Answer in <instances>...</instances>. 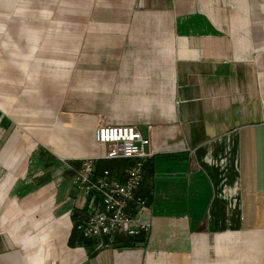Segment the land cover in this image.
<instances>
[{
	"label": "crops",
	"instance_id": "1",
	"mask_svg": "<svg viewBox=\"0 0 264 264\" xmlns=\"http://www.w3.org/2000/svg\"><path fill=\"white\" fill-rule=\"evenodd\" d=\"M125 122L153 226L98 247L71 176L124 179L93 133ZM263 223L264 0H0V264H225L219 227Z\"/></svg>",
	"mask_w": 264,
	"mask_h": 264
},
{
	"label": "built area",
	"instance_id": "2",
	"mask_svg": "<svg viewBox=\"0 0 264 264\" xmlns=\"http://www.w3.org/2000/svg\"><path fill=\"white\" fill-rule=\"evenodd\" d=\"M94 139L106 144L101 154L106 158H132L124 179L114 176L109 168L97 173L95 159L86 155L71 176L77 189L87 195V215L75 227L85 236L96 239L97 246L109 245L106 239L114 231L148 235L152 229L146 197L137 193L142 183L144 160L154 152L151 138L135 123H103L94 128ZM132 203V204H131Z\"/></svg>",
	"mask_w": 264,
	"mask_h": 264
},
{
	"label": "rangeland",
	"instance_id": "3",
	"mask_svg": "<svg viewBox=\"0 0 264 264\" xmlns=\"http://www.w3.org/2000/svg\"><path fill=\"white\" fill-rule=\"evenodd\" d=\"M46 38H51L53 40V36H56V29L53 27L52 21H46ZM56 47H60L61 45H54ZM51 45H47V52L50 49ZM69 44H63L61 49L63 51H68ZM53 52V51H50ZM67 61L63 62V68L65 71V75L67 72ZM52 61L48 62V67ZM70 71V70H69ZM50 73V72H49ZM67 77L65 76L64 79ZM219 232H222L224 237L223 241L219 243V248L221 250H226L229 252L228 256L230 258L218 259L220 262L224 260L225 264H264V223L260 225H241L236 224L227 230L226 227H219ZM226 233H229L228 236ZM227 256V257H228ZM224 264V263H220Z\"/></svg>",
	"mask_w": 264,
	"mask_h": 264
},
{
	"label": "trees",
	"instance_id": "4",
	"mask_svg": "<svg viewBox=\"0 0 264 264\" xmlns=\"http://www.w3.org/2000/svg\"><path fill=\"white\" fill-rule=\"evenodd\" d=\"M98 159V158H97ZM97 161V160H96ZM95 165H96V162H95ZM74 227H75V225H74ZM77 228V227H76ZM141 234V233H140ZM137 236H139V234H135L134 235V237H137ZM140 236H142V235H140ZM135 239V238H134Z\"/></svg>",
	"mask_w": 264,
	"mask_h": 264
}]
</instances>
